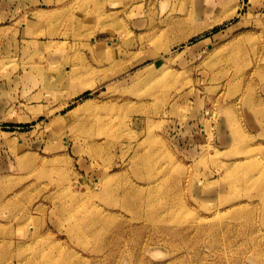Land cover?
Listing matches in <instances>:
<instances>
[{
  "label": "rangeland",
  "instance_id": "rangeland-1",
  "mask_svg": "<svg viewBox=\"0 0 264 264\" xmlns=\"http://www.w3.org/2000/svg\"><path fill=\"white\" fill-rule=\"evenodd\" d=\"M0 29V264H264V0H0Z\"/></svg>",
  "mask_w": 264,
  "mask_h": 264
},
{
  "label": "crops",
  "instance_id": "crops-1",
  "mask_svg": "<svg viewBox=\"0 0 264 264\" xmlns=\"http://www.w3.org/2000/svg\"><path fill=\"white\" fill-rule=\"evenodd\" d=\"M14 31H15V30H14ZM23 31H24V30H23ZM0 32H3V30L0 29ZM101 33L104 34V31H102ZM105 33L109 34V31H106ZM14 35H15V34H14ZM23 36H24L23 39L26 40V36H25V35H23ZM91 38H92L93 40H96L97 36H95V35H91ZM116 41H118V38L115 37V36H113V37L111 38V40L107 39L106 42H107V45H108V46H113V45L115 44ZM27 42H29V41H27ZM29 50H30V49H29ZM36 51H37V49H36ZM24 52H27V51H24ZM37 52H39V51H37ZM34 53H35V50H32V52H30V53H29V52H27V53H23V55H24V57H27V58H28V55L31 56V55H33ZM36 54H37V53H36ZM35 68L39 69L38 67H35ZM4 84H5V82L1 84L2 88H4V86H3ZM27 85H28V86H32V91H33V92L39 90V88L36 86L37 83L34 82L33 80H32V82L29 81V83H27ZM24 89H28V88H24ZM28 90H29V89H28ZM35 105H36V104H35ZM200 130H201V132L203 133V135L205 134V135L209 136V134H208V129H207V127H206L205 125H203V127L200 128Z\"/></svg>",
  "mask_w": 264,
  "mask_h": 264
},
{
  "label": "bare ground",
  "instance_id": "bare-ground-1",
  "mask_svg": "<svg viewBox=\"0 0 264 264\" xmlns=\"http://www.w3.org/2000/svg\"><path fill=\"white\" fill-rule=\"evenodd\" d=\"M136 193V192H135ZM140 193V192H139ZM137 194V193H136Z\"/></svg>",
  "mask_w": 264,
  "mask_h": 264
}]
</instances>
